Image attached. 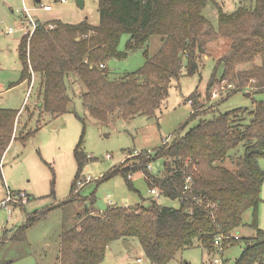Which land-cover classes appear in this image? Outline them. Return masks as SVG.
Masks as SVG:
<instances>
[{
  "label": "trees",
  "instance_id": "trees-1",
  "mask_svg": "<svg viewBox=\"0 0 264 264\" xmlns=\"http://www.w3.org/2000/svg\"><path fill=\"white\" fill-rule=\"evenodd\" d=\"M242 3L227 14L215 0H99L98 26L88 21L72 24L37 19L31 39L22 35L21 80L33 79V88L39 81L35 110L40 117L67 112L72 100L71 77L85 87L83 106L97 121L107 123L119 111L125 119L154 116L169 96L172 79L179 78L184 60L187 75L201 74L210 44L224 38L232 42L231 53L216 62L209 89L216 81L226 80L235 88L228 98L249 84L254 95L264 93V0ZM210 4L219 10L216 26L204 15ZM124 35L129 39L120 51ZM154 37L160 38V48L151 55L149 45ZM136 51H144L143 68L111 78L115 72L108 63L126 60ZM248 64L251 67L238 68ZM188 101L194 103L191 117H201L198 126L169 144L164 142L155 156L140 155V166L123 169L128 178L132 172L144 170L151 189L157 187L161 197L178 200L180 208L162 206L152 197L146 205L134 208L111 207L103 213L87 210L65 230L60 264H101L111 244L126 238H137L153 264H169L178 253L194 247L210 256L216 251V238L237 235L243 227L253 236L225 241L224 247L245 243L235 264H264V231L258 224L264 184V170L259 166L264 158V101L255 100L252 110L218 114L220 103L206 111L196 93ZM18 116V111L0 108V161L16 133ZM35 133L16 134L25 144ZM157 159L164 161V171L152 176L149 167ZM82 161L79 157L72 201L77 200L76 187L85 167ZM248 211H252L253 221L246 226ZM45 216L46 212L35 213L20 232L24 234Z\"/></svg>",
  "mask_w": 264,
  "mask_h": 264
},
{
  "label": "rangeland",
  "instance_id": "rangeland-1",
  "mask_svg": "<svg viewBox=\"0 0 264 264\" xmlns=\"http://www.w3.org/2000/svg\"><path fill=\"white\" fill-rule=\"evenodd\" d=\"M82 1L84 7L80 6L79 0H67L65 4L42 0L41 4L52 5V12L43 11L37 0L27 1L26 6L36 19L61 18L71 23L88 21L98 26L99 0ZM215 1L226 13L243 4L242 0ZM23 10V0H0V108L19 112L15 124L19 136L24 130L36 131L26 145H23L20 137V141L11 146L17 137L14 133L11 148L5 153L3 174L6 186L11 193H24L25 198L18 199L17 205L0 207V264H60L63 234L78 222L80 214H85L87 210L103 213L111 207L134 208L146 205L152 194L145 171L139 169L132 172L130 179L123 169L140 166V155L150 153L155 156L164 142L169 144L177 136H184L198 126L201 117H191L193 104L188 101L193 93L198 95L201 104L206 105V111L220 103L217 114L235 109L252 110L255 100L264 101V93L254 95L252 84L229 98L228 92L213 99L212 91L217 81L209 89V79L216 62L229 55L232 49L230 40L220 38L210 44L201 74L187 75L184 60L179 78L172 79L169 96L154 116L142 114L125 119L119 111L112 114L107 123L97 121L84 108L81 89L74 86L76 88H69L72 100L66 113L58 116L44 113L40 117L37 111L31 125L27 126L24 118L27 107L37 104L39 81H36L33 88V79L28 80L27 91H31L29 98L22 93L21 86L8 90L11 85L19 84L22 78L23 63L19 48L23 35ZM204 15L215 26L218 24L219 10L216 6L208 5ZM10 29L13 30L12 34H8ZM128 39L127 35L122 37L120 51L125 50ZM159 48L160 38L154 37L149 45L150 54H156ZM144 64V51H136L130 53L126 60L110 61L108 66L116 73L111 78H116L125 73H134L143 68ZM247 67L251 65L238 68ZM79 157L83 158L85 164L79 181L91 180L81 188L77 184V200L72 201L73 186L79 172ZM259 166L264 170V158L259 160ZM116 169L119 171L110 179L102 180ZM149 171L152 176L161 175L164 161H153ZM7 187H3L0 182V202L7 199ZM261 199L258 224L264 231V184ZM158 203L165 207L180 208L178 200L165 196ZM9 209H12L11 214ZM41 212H46V216L24 234L21 233L20 229L26 221ZM244 221L246 226L252 223V211L245 214ZM236 234L242 238L253 236L248 227H243ZM244 249L245 243L227 249L224 254L227 263L235 264ZM140 257L143 259L142 264H153L147 259L137 238H126L113 243L101 264H132ZM209 259L206 251L194 247L178 253L169 264H204Z\"/></svg>",
  "mask_w": 264,
  "mask_h": 264
},
{
  "label": "built area",
  "instance_id": "built-area-1",
  "mask_svg": "<svg viewBox=\"0 0 264 264\" xmlns=\"http://www.w3.org/2000/svg\"><path fill=\"white\" fill-rule=\"evenodd\" d=\"M27 1L30 0H23V4H24V10H23V15H24V21L22 24V33L23 35H26L29 37V39H31V37L34 35L37 25H38V20L31 15V10L27 8L26 3ZM32 1V0H31ZM41 1L38 2V4H40L41 9L45 12H49L53 9L52 5L50 4H41ZM55 2H61V3H67V0H54ZM13 30L10 29L8 31V34H12ZM105 65H101V67L103 68ZM33 85V84H32ZM33 87V86H32ZM234 86L232 84H229L228 81L223 80L219 83H217L215 85V87L213 88L212 91V97L213 99H218L219 97L228 93L230 90H233ZM31 94V91H29L27 93V98H29ZM189 103L194 104L193 101H190ZM4 159H2L0 161V172H2L3 170V164ZM150 170V167H149ZM133 174H130L129 178H132ZM91 179L85 180L84 182L79 181L78 182V187L81 188L83 187L86 183H88V181H90ZM151 194L153 199H155L157 202L160 200L161 198V190L157 187H154L153 189H151ZM20 198H25V194L24 193H19V195L14 196L9 190H7V199L0 205L1 207L4 208H8V204H13V203H17L18 199ZM10 210V214L12 213V209ZM241 237H239L238 235H234V236H219L218 238L215 239L214 241V246L216 248L215 253L211 254L209 257V261L205 262L204 264H228L227 263V259L225 260L224 258V254L226 252L227 249L232 248V246L230 244L227 245V248L224 247V242L225 241H229V240H236L239 241ZM143 263V259L142 258H138L136 261L132 262V264H142Z\"/></svg>",
  "mask_w": 264,
  "mask_h": 264
},
{
  "label": "crops",
  "instance_id": "crops-1",
  "mask_svg": "<svg viewBox=\"0 0 264 264\" xmlns=\"http://www.w3.org/2000/svg\"><path fill=\"white\" fill-rule=\"evenodd\" d=\"M244 0H242L241 1V3L243 2ZM59 3H61V2H59ZM61 4H65V3H61ZM241 5V4H240ZM240 6H237L236 8H234L233 10H232V12H229V13H227V14H232V13H234L238 8H239ZM52 11H54V9H52L51 11H49V12H52ZM226 13V12H225ZM54 19H61V18H54ZM61 20H63V19H61ZM64 22H66V23H71V22H69V21H65V20H63ZM81 22H83V21H81ZM81 22H79V23H81ZM72 24H78V23H72ZM22 79V78H21ZM71 82V83H70ZM20 83H22V84H20ZM20 83L19 84H13V85H11L10 86V88L8 89V90H13V89H15V88H17L18 86H21L22 87V93L23 94H27V86L26 85H28V80H25V81H22V80H20ZM74 86H76V87H79V88H76V87H74ZM83 85L82 84H80V83H77L72 77L70 78V79H68V87L71 89V88H76V89H81V92L83 93L84 92V87H82ZM38 91V90H37ZM39 93L37 92V103L39 102ZM1 100V99H0ZM1 102V101H0ZM35 105V104H34ZM36 106V105H35ZM35 106H31V107H27V114H26V116H25V118H24V120H25V122L27 121V126L28 125H31V121H32V119L34 118V116H35V113L37 112L35 109ZM2 109H5V108H2ZM24 122H22L21 123V125H23L24 126V124H23ZM20 125V124H19ZM54 127H56V126H54ZM23 132H26V130H24ZM18 140H19V137L17 136V138H16V140H14V142H12V144H11V146H13L15 143H18ZM20 141V140H19ZM31 140H29L28 142H30ZM27 142V143H28ZM27 143H23V145H26ZM11 146L8 148V150L6 151V153L10 150V148H11ZM5 156H6V154L4 155V157H3V159H4V162H3V164L5 165ZM3 168H4V166H3ZM0 182L2 183V186L3 187H7L6 186V183H5V178H4V174H3V170H2V172H0ZM7 190H9V188L7 187ZM5 201V199L4 200H2L1 202H0V205L3 203ZM22 205H24V203H22ZM1 207V206H0ZM113 245V243L111 244V246ZM110 246V247H111ZM141 258V257H140Z\"/></svg>",
  "mask_w": 264,
  "mask_h": 264
},
{
  "label": "water",
  "instance_id": "water-1",
  "mask_svg": "<svg viewBox=\"0 0 264 264\" xmlns=\"http://www.w3.org/2000/svg\"><path fill=\"white\" fill-rule=\"evenodd\" d=\"M37 1L40 2V0H37ZM79 4H80L81 7H84V3H83L82 0H79Z\"/></svg>",
  "mask_w": 264,
  "mask_h": 264
}]
</instances>
